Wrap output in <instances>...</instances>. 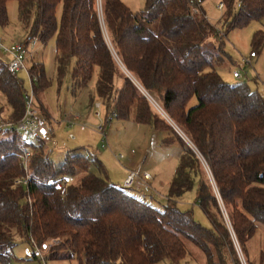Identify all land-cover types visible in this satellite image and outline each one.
Masks as SVG:
<instances>
[{"label":"trees","instance_id":"16d2710c","mask_svg":"<svg viewBox=\"0 0 264 264\" xmlns=\"http://www.w3.org/2000/svg\"><path fill=\"white\" fill-rule=\"evenodd\" d=\"M8 1L0 0L1 23ZM15 1L27 32L23 42L55 35L58 78L73 61V87L87 86L96 74L92 100L115 110V118L170 130L146 93L182 128L195 149L178 138L183 150L170 196L190 189L198 177L196 201L212 228L170 201L157 207L112 182L93 152L73 150L56 164L42 136L28 139L6 130L0 136V264H11L17 236L29 244L33 239L52 257L75 256L79 264H183L191 255L185 239L200 249L205 264H239L222 209L246 252L257 223L264 224V98L216 71L232 58L203 0H146L139 12L121 0H100V10L98 0ZM221 1L227 30L264 16V0ZM263 45L260 29L251 39V54H260ZM29 73L36 77V96L50 86L42 63H33ZM27 97L23 81L0 60L1 119L20 120ZM192 97L196 104L187 107ZM20 148L30 155L26 185L13 183L25 175ZM257 264H264V250Z\"/></svg>","mask_w":264,"mask_h":264},{"label":"rangeland","instance_id":"374dc122","mask_svg":"<svg viewBox=\"0 0 264 264\" xmlns=\"http://www.w3.org/2000/svg\"><path fill=\"white\" fill-rule=\"evenodd\" d=\"M133 12H139L145 7L146 0H121ZM221 0H203L202 7L206 17L222 36L224 50L231 56L232 62L222 61L216 66V71L223 79L230 83L245 82L252 89L257 91L264 98V45L261 53L251 54V39L257 30L264 31V16L258 20H252L248 24L226 29L223 25V15L225 8L220 9L218 4ZM99 10L100 0H98ZM237 8V7H236ZM62 10L60 3L56 8V18L59 20ZM224 28V29H223ZM27 36L23 24L19 21L17 2L9 0L6 3V22L0 21V41L9 45L11 42H22ZM37 46L26 59L25 65L29 70L35 62L42 63L46 78L50 81V86L35 97V104L39 108V122L46 127L47 134L42 135L45 141V149L54 163L59 164L65 156L73 150L86 153L93 152L103 163L109 179L123 186V181L131 170L147 173L149 179H144L141 175L132 181L131 187L127 190L138 197H143L150 204L162 207L169 201L174 203L182 211H191L196 222L204 227L212 228L211 222L196 201V189L198 177L194 180L193 186L180 195L170 196V183L175 174L182 152L179 140L190 146L187 135L181 127L168 118L164 112L145 93L153 106L160 111L162 116L171 126L170 130L159 131L153 126L136 123L131 119L121 120L112 118L104 125L107 135V146H102V137L96 130L100 120L108 115V110L98 98L92 100L93 88L96 81V74L87 86L74 88L72 81L73 61L68 66L61 78L57 77L55 65V35L49 37L45 42L36 38ZM209 42L215 45V38L210 37ZM244 59L251 60V67L244 64ZM0 60L8 64L10 57L0 51ZM240 72L241 78L233 77L232 72ZM23 81L24 88L28 93L32 91L30 76L26 70L16 72ZM133 79L131 76H129ZM134 80V79H133ZM136 83V82H135ZM117 87H120L121 80H116ZM100 103V117L94 115L95 103ZM2 104V103H1ZM196 104V97H192L187 107ZM3 105V104H2ZM159 108V109H158ZM42 109V110H40ZM47 112L51 115V123L45 121ZM3 114L8 112L7 106H3ZM2 115V114H1ZM0 117L2 118V116ZM67 118V121H65ZM20 134L28 139L33 135L20 130ZM166 137L174 139L173 142L166 143ZM180 138V139H178ZM80 147V148H77ZM76 148V149H75ZM79 149V150H77ZM120 154L122 157H120ZM103 159V160H102ZM140 166V167H139ZM142 167V168H141ZM97 174L98 172L94 170ZM83 173L80 172L79 178ZM222 214L233 241L236 257L239 264L259 263L261 250H264V224L257 223L255 234L249 239L244 252L231 231L228 216L222 209ZM186 247L191 255L187 256L183 264H205L204 255L196 245L185 239ZM44 256V261L39 257L29 255L33 252V246L16 237V245L12 250L11 264H79L78 259L52 257L47 248H40ZM155 264H169L167 261H159Z\"/></svg>","mask_w":264,"mask_h":264},{"label":"built area","instance_id":"2783aa9c","mask_svg":"<svg viewBox=\"0 0 264 264\" xmlns=\"http://www.w3.org/2000/svg\"><path fill=\"white\" fill-rule=\"evenodd\" d=\"M200 1V0H198ZM218 7L220 9L224 8V3L220 1L218 4ZM218 32H221L220 30ZM37 46V40L36 38L30 39L27 43L25 42H11L9 45L4 44L2 41H0V51L6 53L10 60L8 62V69L17 72L19 70H26L30 76L31 83L32 81L36 80L35 76H32L29 73V70L26 68L25 61L26 59L31 55L33 50ZM244 64L249 65L251 67V60L250 59H244ZM232 75L236 79L241 78V73L234 70L232 72ZM33 88V87H32ZM35 93L32 89L31 93H28V97L25 101V111L22 116V118L18 121H12L7 122L0 117V136L4 135V131L6 130H15L18 134H20V130H23L27 134L33 135V136H42L47 134V128L44 127L42 123L39 122L38 114H39V108L35 104ZM151 99V98H150ZM102 103V102H101ZM100 103L97 102L94 105V115L96 117H100ZM159 109V108H158ZM112 118H115V110H109L108 115L104 118V121L100 120L99 124L96 127V130L102 137V146L105 148L107 146V135L104 129V125L106 123H109ZM22 151V165L25 169V175L23 177L17 178L14 180V185H26L29 180V173L27 170V163L29 160V153L25 151L24 149L20 148ZM120 157L122 155L120 154ZM140 173L136 170H131L128 172L126 178L123 181V187H130L132 184V181L139 177ZM144 178H148V175L144 173ZM65 182H68V180L64 179L57 183V187H59L61 184H64ZM29 201V199H28ZM31 245L33 246V252L29 253V255H34L35 257H39L44 261V256L41 252L40 247L34 242L33 239L30 240Z\"/></svg>","mask_w":264,"mask_h":264},{"label":"crops","instance_id":"0c3cea01","mask_svg":"<svg viewBox=\"0 0 264 264\" xmlns=\"http://www.w3.org/2000/svg\"><path fill=\"white\" fill-rule=\"evenodd\" d=\"M46 117H48V119H46L45 121H47V123L49 124V123H51V120H53L52 119V117H51V115L47 112V110H46ZM65 121H67V118H66V120ZM147 125V124H146ZM48 130V129H47ZM103 160V159H102ZM140 167V166H139ZM142 168V167H141ZM139 173H140V175L139 176H141V175H144V173L145 172H143V174H142V172H141V170L139 171ZM146 175H148L147 173H145ZM143 177V176H142ZM144 178V177H143ZM150 177L148 176V178H144V179H149ZM132 185V184H131ZM131 187V186H130Z\"/></svg>","mask_w":264,"mask_h":264}]
</instances>
